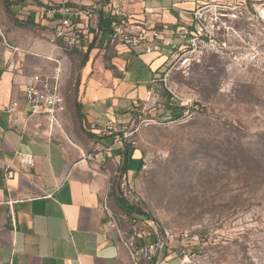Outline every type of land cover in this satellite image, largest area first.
I'll list each match as a JSON object with an SVG mask.
<instances>
[{
    "label": "crops",
    "instance_id": "1",
    "mask_svg": "<svg viewBox=\"0 0 264 264\" xmlns=\"http://www.w3.org/2000/svg\"><path fill=\"white\" fill-rule=\"evenodd\" d=\"M115 1L0 0V264H134L119 235L128 231V204L112 181L128 179L129 160L142 154L89 124L128 123L132 107L148 100L166 72L167 47L145 53L109 44ZM194 3L121 4L167 41V28L188 20ZM51 4L71 9L78 47L54 37L61 15L47 14ZM32 75L59 76L66 110L58 123L28 114L23 89ZM13 100L16 122L5 109Z\"/></svg>",
    "mask_w": 264,
    "mask_h": 264
},
{
    "label": "rangeland",
    "instance_id": "2",
    "mask_svg": "<svg viewBox=\"0 0 264 264\" xmlns=\"http://www.w3.org/2000/svg\"><path fill=\"white\" fill-rule=\"evenodd\" d=\"M258 8L264 0H195L192 11L206 16L215 46L185 71L160 73L128 121L130 129L137 113L147 119L130 145L143 163L138 169L140 159L131 158L133 174L125 181L117 175L112 186L145 214L128 213V232L134 226L145 241L171 236L158 264H264V17ZM161 57L163 71L167 57Z\"/></svg>",
    "mask_w": 264,
    "mask_h": 264
},
{
    "label": "built area",
    "instance_id": "3",
    "mask_svg": "<svg viewBox=\"0 0 264 264\" xmlns=\"http://www.w3.org/2000/svg\"><path fill=\"white\" fill-rule=\"evenodd\" d=\"M122 2L123 0H116L112 3L114 21L108 33L109 44L115 47L126 46L128 48L140 46L145 53L160 50L165 45L167 47L164 54L167 57L166 73L174 69L182 71L189 69L200 61L201 54L205 53L208 48L211 49L215 46L212 34L206 30L203 24L207 18L200 9L193 10L190 18L178 25L179 27H176L175 30L167 28L171 36H168L166 41L147 22L137 21L128 14L122 7ZM257 11L259 16L264 17V9L258 8ZM46 12L50 16L61 15L59 24L53 32L54 37L56 39L61 38L68 49L78 47L81 43L82 34L73 26L69 17L71 9L65 5L51 4ZM176 34L179 35L178 41L174 39ZM58 77V75L53 77L32 75L29 77L23 89L24 102L29 115H42L48 118L50 123H58L59 116L66 110L65 98L58 86ZM136 107L134 105L131 111H137ZM18 108L19 102L16 100L10 102L5 108L7 113L12 116L13 122H16L14 114ZM137 116L138 123L130 129H128V123L115 122L112 119H108L102 125L92 122L89 124V129L95 131L97 135H114L118 141L134 146L133 134L138 131L141 123L147 122V119L142 118L141 114L137 113ZM10 174V171L6 173V175ZM132 223V225L136 223L134 218ZM119 235L134 264H137L140 258L150 264H158L167 240H171V236L167 235V237L139 243L140 235L134 226L129 232L120 230Z\"/></svg>",
    "mask_w": 264,
    "mask_h": 264
},
{
    "label": "trees",
    "instance_id": "4",
    "mask_svg": "<svg viewBox=\"0 0 264 264\" xmlns=\"http://www.w3.org/2000/svg\"><path fill=\"white\" fill-rule=\"evenodd\" d=\"M131 146L130 145H128V148H130ZM131 148H133V147H131ZM128 159H129V157H128ZM142 160H140V164H139V168L138 169H140V167H141V165H142ZM121 169V172L123 173V172H125V170H126V166H125V164L124 165H122V167L120 168ZM136 213L137 215H140V216H143V215H145L144 214V212H142V211H140L139 209H137V208H135L133 205H129L128 204V213L130 214V213ZM150 237V240H152L151 239V236L149 235L148 236V238ZM150 240H144V239H139V243H144V242H147V241H150Z\"/></svg>",
    "mask_w": 264,
    "mask_h": 264
}]
</instances>
